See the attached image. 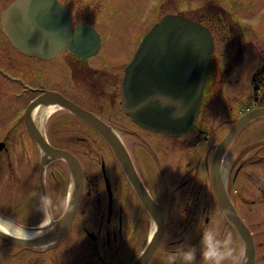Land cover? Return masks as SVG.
Instances as JSON below:
<instances>
[{
    "label": "flooded vegetation",
    "instance_id": "flooded-vegetation-1",
    "mask_svg": "<svg viewBox=\"0 0 264 264\" xmlns=\"http://www.w3.org/2000/svg\"><path fill=\"white\" fill-rule=\"evenodd\" d=\"M215 1L208 22L215 41L209 76L213 84L210 102L208 103L206 94L194 128L180 137L142 128L124 113L123 117L130 121V127L133 126V132L130 133L136 138L132 149L126 137L128 132L117 130L111 121L117 107L110 105L109 108H90L73 101L60 88L45 83L55 74L51 70L57 66V60L59 71L67 68V71L63 70L64 73H69L66 82L77 86L83 84L80 76L93 74L92 71L96 69L90 65V60L94 57L79 59L69 50L52 59L23 54L5 35L0 24V34L3 37L1 43L10 47L8 49L16 55V59L19 56L25 62L21 63L24 66L22 69L0 64V78L18 86V89L4 92L2 97L5 100L21 99L23 102L20 108L7 112L2 107L4 100H0V229H3L0 231V264H138L146 252V259L141 264H168V254L180 245L195 246V264H205L199 251L200 241L203 230L210 226L218 231L220 239L230 235L237 252H245L240 235L218 205L211 180V168L217 144L243 115V110L264 107V42L261 46L258 44L264 38L257 37L252 29L264 27V0H255L249 4L236 0H219L221 4ZM260 2L262 4L259 5ZM99 33L102 47L106 45L105 38L102 32ZM219 41L223 46H218ZM63 54L69 55L70 59L61 56ZM82 60L87 63H82ZM241 71L249 74L250 91L247 90L246 104L231 97L236 92L239 93L240 87H244L238 77ZM102 78L99 76L96 79L98 84L104 83ZM49 91L59 93L91 112L119 135L143 185L154 202L164 208V229L157 240L154 219L142 205L107 141L91 125L65 108L58 106L48 116L52 118L59 115L55 119L59 123L58 128L70 127L72 131L67 129L65 134L59 135L57 133L61 129L57 132L58 129L54 130L48 121L45 122V116L41 118L38 116L39 112L34 114L37 109L44 112L47 109L45 105L32 112L31 119L35 129L54 148L58 146L53 140L60 138L62 142L85 143L87 147L100 141L106 147L107 159L102 156L98 161V171L95 168L89 171L85 167L86 158H82L84 154L66 148L63 150L76 159L74 162L78 165L77 172L71 170L64 159L53 160L49 157L50 161L42 166L45 153L30 133L27 113L31 104ZM225 106L230 107L231 111H237L239 115L231 120L217 121L221 116L220 111L226 109ZM118 110L123 112L121 106ZM105 111L107 116L103 115ZM6 117L9 118L7 123ZM259 120L264 121V118ZM250 124L241 130L226 151L221 163V176L228 198L252 233L256 247L254 264H258L257 236L252 230L250 209L245 211L243 207L264 206V136L260 137L259 142L263 143L257 144L256 151L240 153L227 165L229 151H232L233 144ZM259 127L264 132V124ZM88 130L92 131L95 139L87 136ZM221 134L223 136L219 138ZM17 146L21 150L15 151ZM189 147L190 149H185ZM181 148L185 151L182 154L189 156V159L177 155ZM172 150L175 152L171 157L169 154ZM143 153L149 157L143 156ZM58 164L60 167L63 164L66 166L65 175L63 171L62 175L57 174L55 166ZM2 175L4 179H1ZM76 180L79 181V202L70 230L58 243L52 234L65 212V202L68 207ZM33 193L37 196H33ZM39 194H48L54 201L50 216L44 217L42 212L36 210ZM251 194L254 196L250 197ZM24 229L28 232L38 229V238L17 240L14 236ZM8 232L12 235H7ZM69 241L71 243L67 244ZM152 243L154 246L148 252ZM65 247L68 248L64 251ZM77 250H82L84 262L81 260L74 263L70 260Z\"/></svg>",
    "mask_w": 264,
    "mask_h": 264
},
{
    "label": "water",
    "instance_id": "water-1",
    "mask_svg": "<svg viewBox=\"0 0 264 264\" xmlns=\"http://www.w3.org/2000/svg\"><path fill=\"white\" fill-rule=\"evenodd\" d=\"M1 27L20 52L43 59H52L67 50L87 59L96 56L101 49V37L97 30L86 24L74 27L71 10L58 0H14L2 12ZM213 48L211 32L202 24L178 15H166L144 37L133 59L124 68L121 95L125 113L135 123L153 132L171 137L188 133L194 128L203 104ZM41 105H57L67 109L103 136L142 205L154 219L158 228L157 240L164 229V208L154 202L143 185L127 148L113 128L61 94L47 92L31 104L27 113L30 133L45 153L43 167L50 161L49 157L53 160L64 159L69 166L76 159L68 151L52 147L35 129L31 116L33 110ZM261 117H264V108L251 111L233 124L225 138L217 144L211 168L218 205L245 245L246 264L255 262V244L250 230L241 221L226 194L221 163L241 130ZM78 183V180L74 182L75 191L69 199L67 208L70 211L65 210L54 228L52 237L58 243L71 228L79 202ZM50 238L47 239L53 240ZM153 246L154 243L148 252ZM146 256L147 252L138 264Z\"/></svg>",
    "mask_w": 264,
    "mask_h": 264
},
{
    "label": "rangeland",
    "instance_id": "rangeland-1",
    "mask_svg": "<svg viewBox=\"0 0 264 264\" xmlns=\"http://www.w3.org/2000/svg\"><path fill=\"white\" fill-rule=\"evenodd\" d=\"M13 0H0V13L2 9L8 6L10 2ZM67 7H69L72 11L73 24L79 25L83 23H87L97 31L102 32L105 38V44L103 45L94 58L90 60V65H92L95 70L93 74H87L84 76H80L83 79V84L77 86L76 84L70 85L68 83L67 77L69 73H64L63 70L67 71V68H62L59 71V63H57L56 67H53L51 70L52 73L51 78L49 77L45 83H50L51 86H55L61 89L69 98L73 101L80 102L81 104L87 105L90 108L100 109L102 107L109 108L110 105L117 107L113 112V117L111 118L112 122H114V127L118 130L128 132L123 133L126 134L127 139L129 141L130 148L132 149L136 138L133 133V126L130 127L129 120L123 117L124 112H120L118 108L122 105V97L120 95L119 83L122 78L124 66H126L129 59L133 56L136 49L139 47L140 43L144 39V37L148 34V32L152 29V27L157 24L165 15L167 14H180L187 18L201 21L208 25L209 17L211 16L212 11L214 10V4H216L215 0H58ZM220 4L221 1L217 0ZM236 1H244V4H249L255 2V0H236ZM261 1V0H260ZM263 1V0H262ZM262 2L259 3V5ZM264 12V9H262ZM253 33L260 38H264V27L262 28H252ZM2 35L0 34V40H2ZM259 40V39H258ZM221 41V40H220ZM219 41L218 46H223ZM264 42V39L258 44L261 46ZM10 49V47L8 46ZM5 47L0 41V64L5 66H15L20 69L24 66L21 63H25L23 59L17 56L19 59L15 58V54L11 53L10 50ZM4 50L6 53H3ZM13 52V50H12ZM65 56L67 60H69V55H61ZM14 59V62L13 59ZM82 63H87L84 60ZM17 63V66H16ZM29 64L28 62H26ZM14 67V68H15ZM243 69V68H242ZM241 69V70H242ZM12 70V69H11ZM62 71V72H61ZM32 72V71H31ZM243 77H241V75ZM239 74V78L241 79L244 87L239 88V93H235L234 96H231L233 99L242 101L244 104L247 97L248 88V78L247 71L244 73L241 71ZM101 76L103 77L104 83L98 84L96 79ZM1 79V78H0ZM5 81V80H4ZM5 82H0V100H4L2 103L3 109L6 111L13 110L15 111L21 107L22 100L15 99H4L2 97L4 92L7 90L13 91L14 89H18L16 84H4ZM241 84V85H242ZM213 89L212 79L207 81V85L205 88V92L207 93L208 103L210 102V96ZM250 91V90H249ZM30 97L32 95H29ZM238 96H240L238 98ZM109 97V98H108ZM214 98V95H213ZM230 99H228L229 102ZM23 103V102H22ZM121 103V104H120ZM215 106V104H214ZM224 106V105H223ZM112 107V106H111ZM225 110H221V116L217 121H223L225 119L231 120L237 117V111H231L230 107L225 106ZM110 110V109H106ZM12 115V114H11ZM10 115V116H11ZM104 116H107V112L105 111ZM56 116V115H55ZM49 118L48 114L43 117V119L49 122L51 127L54 130H57V134L63 135L66 130L70 129V127L66 128H58L59 123L55 120L56 117ZM63 116V115H61ZM7 118V117H6ZM9 121V118L6 119V123ZM46 124V123H45ZM48 124V125H49ZM264 121H254L250 125H248L243 133L239 136L234 143V147L232 151L228 153V161L227 165L231 164L235 158L240 153H247L248 150L256 151L257 144H261L260 137L264 136V132H261L259 125H263ZM113 125V124H112ZM128 130V131H127ZM89 135H87L90 139H95V135L91 130H88ZM223 134L219 136L222 137ZM61 139V138H60ZM59 140H53V143L58 146L59 149L68 148L70 151H74L75 153L84 154L83 159L86 158L85 167L88 168L89 171H98V161L100 162L101 157H105L107 159V151L106 147L98 141L97 137L94 146L89 145V147L85 146V143H74V142H62ZM254 147V148H253ZM253 148V149H252ZM186 150L190 149L185 148ZM21 150L20 146H17L15 151ZM141 153V151H138ZM173 152L169 155L172 157ZM184 149H179L177 155H181L189 159V156L182 154ZM142 154V153H141ZM143 156L147 157L146 153H143ZM149 157V156H148ZM147 157V158H148ZM86 168V169H87ZM55 169L58 175H62L61 171H63V175L67 173V168L63 164L62 167L60 165H56ZM190 174V173H189ZM181 176V174H180ZM59 178V177H58ZM1 179H4V175L1 176ZM61 180V178H59ZM254 195L251 194L250 197ZM2 205V204H1ZM242 209V207H241ZM245 211L249 210L250 220H252L251 226L252 230H254L257 236V257L258 264H264V206L259 207H243ZM253 212V214H252ZM253 216V217H252ZM69 241L67 244H70ZM68 247L64 248L67 249ZM60 251V250H59ZM82 250L75 251V255L72 256L70 260H73L74 263L80 262L83 258L81 254ZM81 259H80V258ZM83 261V260H82ZM84 262V261H83Z\"/></svg>",
    "mask_w": 264,
    "mask_h": 264
},
{
    "label": "clouds",
    "instance_id": "clouds-1",
    "mask_svg": "<svg viewBox=\"0 0 264 264\" xmlns=\"http://www.w3.org/2000/svg\"><path fill=\"white\" fill-rule=\"evenodd\" d=\"M32 195L37 196L36 193ZM36 200V210L42 212L44 217L50 216L54 206L52 198L48 194H39ZM65 210L70 211L67 208V202H65ZM0 231H3V229H0ZM6 234L12 235L11 232ZM38 235V229L33 232L24 229L14 237L20 241H28L38 238ZM199 251L205 264H225V262L241 264L242 261L246 264L243 250L237 252V249L233 247L231 236L228 235L224 239H220L218 231L211 226L203 230ZM196 256L197 248L195 246L180 245L175 251L168 254V264H195Z\"/></svg>",
    "mask_w": 264,
    "mask_h": 264
},
{
    "label": "bare ground",
    "instance_id": "bare-ground-1",
    "mask_svg": "<svg viewBox=\"0 0 264 264\" xmlns=\"http://www.w3.org/2000/svg\"><path fill=\"white\" fill-rule=\"evenodd\" d=\"M0 82H5V83H3V85L4 84H7L6 83V81H4L3 79H0ZM211 96V95H210ZM208 100H209V98H208ZM58 108V106H56V105H51V106H49V107H47V109L44 111V112H42L41 110H39V109H37L36 111H35V113L34 114H38V112H39V115L38 116H41V118L43 117V116H46L47 114H49V113H51V112H53L54 110H56ZM42 112V113H41ZM39 119H40V117H38ZM70 167V169L71 170H74V171H77L78 170V165H77V163H73V165L72 166H69ZM18 240V239H17ZM20 241V240H19ZM245 251V250H244Z\"/></svg>",
    "mask_w": 264,
    "mask_h": 264
},
{
    "label": "trees",
    "instance_id": "trees-1",
    "mask_svg": "<svg viewBox=\"0 0 264 264\" xmlns=\"http://www.w3.org/2000/svg\"><path fill=\"white\" fill-rule=\"evenodd\" d=\"M207 94V93H206ZM208 96H210V94L208 93Z\"/></svg>",
    "mask_w": 264,
    "mask_h": 264
}]
</instances>
